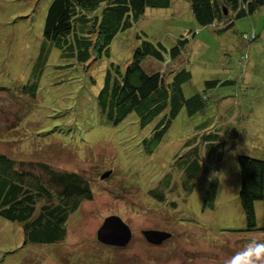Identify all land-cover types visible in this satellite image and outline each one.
Instances as JSON below:
<instances>
[{
    "label": "rangeland",
    "instance_id": "1",
    "mask_svg": "<svg viewBox=\"0 0 264 264\" xmlns=\"http://www.w3.org/2000/svg\"><path fill=\"white\" fill-rule=\"evenodd\" d=\"M52 1L0 0V154L75 173L88 182L92 197L68 217L65 238L53 245H25L22 226L0 217V264H225L252 239L264 242L261 203L255 208L263 230L245 231L237 168L239 155H263L264 7L234 19L222 34L198 26L187 0L148 8L117 35L111 56L84 70L71 63L69 49L43 36ZM136 33L167 49L188 38L178 60L147 59L143 69L165 74L184 66L192 75L182 86L184 96L207 97L203 114L181 111L147 153L142 139L151 126L141 129L135 114L107 125L95 98L110 64L131 61ZM252 34V41L243 38ZM207 81L230 83L206 87ZM210 133L217 143L207 141ZM158 187L166 195L163 203L148 194ZM110 215L132 231L124 248L109 250L96 239ZM143 230L169 237L151 245Z\"/></svg>",
    "mask_w": 264,
    "mask_h": 264
},
{
    "label": "trees",
    "instance_id": "2",
    "mask_svg": "<svg viewBox=\"0 0 264 264\" xmlns=\"http://www.w3.org/2000/svg\"><path fill=\"white\" fill-rule=\"evenodd\" d=\"M171 1L53 0L45 16L43 36L56 47L69 49L67 53L71 63L82 65L87 70L92 62L111 56L110 46L117 35L132 28L146 9H167L171 7ZM187 2L196 24L211 28L217 34L232 28L234 19L256 14L264 7V0ZM243 38L252 41L255 35H244ZM134 42L131 61L124 67L110 64L95 98L105 124L117 126L130 114H135L141 129L151 126L149 137L142 139L147 153L150 152V144L159 143L181 111L190 117L203 114L207 97L205 92L184 96L182 86L192 79L184 66L165 74L149 73L145 67L143 69V62L147 59L161 64L178 60L188 45V38L178 39L170 49L158 41L149 40L142 33L135 34ZM229 83L207 81L206 87ZM207 141L217 143V136ZM199 160L196 156L198 173ZM237 168L240 179L238 201L245 231L263 230L257 227L255 205L259 202L264 208V142L261 159L239 155ZM212 184L216 186V183ZM148 194L157 202L166 200L159 187L148 191ZM91 197L88 182L75 173L55 171L43 162H17L0 154V217L22 226L25 245H53L63 241L68 217ZM170 203L175 207L174 202ZM105 248L110 250L112 247ZM112 249L117 250L116 247Z\"/></svg>",
    "mask_w": 264,
    "mask_h": 264
},
{
    "label": "water",
    "instance_id": "3",
    "mask_svg": "<svg viewBox=\"0 0 264 264\" xmlns=\"http://www.w3.org/2000/svg\"><path fill=\"white\" fill-rule=\"evenodd\" d=\"M109 174H111V171H107L105 176ZM141 234L146 242L151 245H160L169 237V233L159 230H143ZM131 238L132 231L130 227L116 215L106 217L96 231L97 241L105 246L124 248Z\"/></svg>",
    "mask_w": 264,
    "mask_h": 264
},
{
    "label": "clouds",
    "instance_id": "4",
    "mask_svg": "<svg viewBox=\"0 0 264 264\" xmlns=\"http://www.w3.org/2000/svg\"><path fill=\"white\" fill-rule=\"evenodd\" d=\"M225 264H264V242L252 239L241 250L227 258Z\"/></svg>",
    "mask_w": 264,
    "mask_h": 264
},
{
    "label": "built area",
    "instance_id": "5",
    "mask_svg": "<svg viewBox=\"0 0 264 264\" xmlns=\"http://www.w3.org/2000/svg\"><path fill=\"white\" fill-rule=\"evenodd\" d=\"M253 37V36H252Z\"/></svg>",
    "mask_w": 264,
    "mask_h": 264
}]
</instances>
